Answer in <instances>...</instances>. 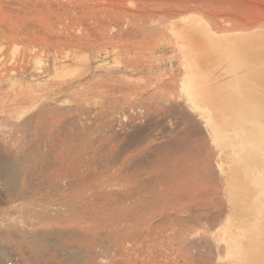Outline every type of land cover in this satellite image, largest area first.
<instances>
[{"label":"rangeland","instance_id":"rangeland-1","mask_svg":"<svg viewBox=\"0 0 264 264\" xmlns=\"http://www.w3.org/2000/svg\"><path fill=\"white\" fill-rule=\"evenodd\" d=\"M261 25L264 0H0V264H236L211 80L264 66ZM167 195L183 220L160 223Z\"/></svg>","mask_w":264,"mask_h":264},{"label":"bare ground","instance_id":"bare-ground-1","mask_svg":"<svg viewBox=\"0 0 264 264\" xmlns=\"http://www.w3.org/2000/svg\"><path fill=\"white\" fill-rule=\"evenodd\" d=\"M196 28L197 27H195V30ZM251 32L252 31L249 33L242 32L241 34H243V36L245 34L251 35ZM256 33L257 35H255V37L257 38L255 43H253L255 49H250L249 52L255 55V59L253 58V60H255L256 63L262 64V57H264V53L262 52L264 51V28H262V25L261 28L258 26V31ZM235 35L236 34L233 35L234 39L237 38H235ZM220 44L222 43L220 42ZM226 67L227 66H225V68ZM226 69L227 70H223L226 71L225 73H228L227 77L223 76L220 71L221 75L219 73L217 76L214 73L216 77L211 80V126L209 128H211L210 134L212 140L215 142L214 147L211 149V155L214 154L217 156H215L216 158H219L221 161L220 166L222 167L224 166L223 162L232 164L231 171H225L222 168L221 173L225 176L224 181L228 188L225 193L229 192L230 194H235L240 204L232 205V207L228 209V212L238 213L237 216L241 213L243 214L240 218L241 220L236 224L238 231L235 233L231 232L228 239L231 256L236 264H260L257 260H259V258H261V260L262 258L264 259V66H230ZM213 72L216 71L214 70ZM201 93L200 95L206 96L200 102L202 105L208 99L207 96H209V93L206 90ZM201 97L200 99H202ZM198 106L200 107L199 103ZM198 111L199 110L196 112ZM198 114L199 113H197V117L199 116ZM7 173L9 184H11V186H16L14 169L12 167H7ZM175 182L173 178L167 177L165 185L168 188V192H170L172 188H177ZM193 182L194 180L191 182L192 184L189 183L190 185H182L184 189L181 188V192L188 193L187 195L189 196L190 202L194 201L193 203L198 205L201 201L198 202L197 194L203 189L201 191L198 190L200 187L204 186L203 183L205 181ZM206 185L208 187L211 186V191H213V185H208V182ZM204 189L206 190V188ZM108 198V196H105L100 200L96 205L98 207L97 209L100 208L99 210L101 211L112 212L117 210V207L112 209L105 207L106 199ZM125 199L131 200V202L135 201L131 196H126ZM121 202H123L122 198L117 199L116 204H120ZM146 203L148 206V199ZM189 210H192V208L190 209L189 207V203L183 201V199L178 203H173L167 195V198L164 199L162 209L160 212L158 211L161 215L160 223L166 222L172 216L177 220H183L180 218L181 215L178 212ZM208 211H192V216L195 219L202 218L203 215L209 217ZM228 220L230 221L231 219L228 218ZM112 222L118 224L119 220L114 219ZM125 222L127 221H124L126 225ZM122 226L124 227V225Z\"/></svg>","mask_w":264,"mask_h":264},{"label":"built area","instance_id":"built-area-1","mask_svg":"<svg viewBox=\"0 0 264 264\" xmlns=\"http://www.w3.org/2000/svg\"><path fill=\"white\" fill-rule=\"evenodd\" d=\"M0 188H2V185L0 184ZM15 261V257H11V260L7 261V264H13Z\"/></svg>","mask_w":264,"mask_h":264}]
</instances>
